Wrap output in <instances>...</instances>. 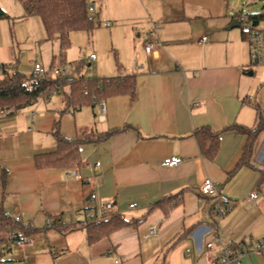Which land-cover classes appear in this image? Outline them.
<instances>
[{
    "label": "crops",
    "instance_id": "1",
    "mask_svg": "<svg viewBox=\"0 0 264 264\" xmlns=\"http://www.w3.org/2000/svg\"><path fill=\"white\" fill-rule=\"evenodd\" d=\"M140 1V16L131 14L135 63L124 66L136 75L133 97L66 109L62 96L50 93L0 117V209L32 224L24 235L32 244L6 245L12 264H209L222 253L221 240L264 236V131L253 141L250 164L236 168L248 136L224 130L233 123L256 126L257 105L264 115L257 65H249L241 30L230 27L236 13L227 0ZM150 31L160 43L148 53ZM205 125L223 129L212 159L193 135ZM113 128L123 129L81 145L76 166L36 164L37 154L57 148V129L76 138ZM168 156L183 160L166 166ZM207 177L230 199L222 215L215 212L218 199L200 191ZM108 201L129 224L90 243L85 213ZM150 228L156 234L146 237ZM258 258L246 254L241 264H260Z\"/></svg>",
    "mask_w": 264,
    "mask_h": 264
},
{
    "label": "trees",
    "instance_id": "2",
    "mask_svg": "<svg viewBox=\"0 0 264 264\" xmlns=\"http://www.w3.org/2000/svg\"><path fill=\"white\" fill-rule=\"evenodd\" d=\"M24 7L26 16L38 15L44 25L47 38L58 37L61 41L60 57L65 56V50L69 46L70 33L75 30H86L92 32L95 28V16L92 15L89 0H19ZM254 25H260L264 20V11L247 12ZM0 16H9L0 7ZM234 16L239 17L240 12ZM243 37L245 36L241 29ZM56 57V56H54ZM84 62L75 64L76 75L65 77L53 75V71L45 70L41 74H32L30 77L23 75L18 70H10L6 63L3 76L0 77V111L5 110L7 114H13L18 109L30 105L36 99L46 96L51 92H62L65 108L79 109L84 105L100 102L108 97L118 94H129L134 96L136 92V75L128 73L124 76L112 77H86L81 73ZM53 67V65H52ZM56 68V67H54ZM54 70V69H53ZM69 90L65 91L64 86ZM259 122L256 126H245L233 123L224 128L233 129L236 132L248 136V142L243 155L237 164H250L254 154V139L264 131V115L259 105L256 106ZM3 114L0 112V117ZM123 128H113L104 131L84 130L76 138H68L59 130L55 131L57 148L55 150L39 153L35 156L37 166L48 167H73L81 163L80 147L84 143H98L109 139L114 133ZM223 130V129H222ZM222 130H214L205 125L196 128L193 135L200 147L204 157L212 159L218 152L221 143ZM5 182V179H3ZM177 194L167 196L168 200ZM177 203V202H176ZM129 222L119 213H111L100 220H89L87 228L88 241L90 243L107 236L112 231L128 225ZM31 227H26L21 221L11 219L6 211L0 209V264L7 259L3 258L7 244L18 237L30 234Z\"/></svg>",
    "mask_w": 264,
    "mask_h": 264
},
{
    "label": "rangeland",
    "instance_id": "3",
    "mask_svg": "<svg viewBox=\"0 0 264 264\" xmlns=\"http://www.w3.org/2000/svg\"><path fill=\"white\" fill-rule=\"evenodd\" d=\"M227 1L232 13L264 11V0ZM89 2L95 7V10L91 11L95 16V28L92 32L72 31L65 56L60 57V39L47 38L43 22L38 15H24V7L19 0H0V7L9 15L0 16V64L6 63L8 69L18 70L27 77L34 73L35 63H40L47 71H53L54 67L66 68L68 72L61 75L72 77L77 74L75 64L81 61L84 62L81 73L86 77H115L129 73L124 66L129 67L135 63L132 56L134 46L131 30L136 26V18H131V14L134 17L140 16L143 3L140 0ZM105 21H110L111 25L106 26ZM260 28L264 29V20L260 23ZM232 30L240 31L241 27L236 26ZM91 53L96 55V60H88ZM3 74V71H0V77ZM253 77L256 85L261 88L259 101L264 110V64L256 66ZM64 90L68 91L69 86L65 85ZM51 94L62 96V92L54 91ZM257 254L260 264H264V255L258 252ZM3 258H11L7 249ZM2 264H12V261L5 260Z\"/></svg>",
    "mask_w": 264,
    "mask_h": 264
},
{
    "label": "built area",
    "instance_id": "4",
    "mask_svg": "<svg viewBox=\"0 0 264 264\" xmlns=\"http://www.w3.org/2000/svg\"><path fill=\"white\" fill-rule=\"evenodd\" d=\"M89 9L92 11L94 9L93 5L89 6ZM240 21L241 29L244 33L245 40L248 45L249 57H250V66H256L259 64H264V29L260 28V25H254L253 21L249 18L247 13L240 12V16L238 17ZM105 25H110V22H105ZM157 27V25H155ZM156 29V28H155ZM154 32L150 31L147 33L146 40V51L151 53L154 48L160 43L158 39L153 36ZM207 36H203L201 40H206ZM96 55L91 54L90 59H95ZM4 66L0 64V71H3ZM45 69L40 63H35L34 66V74H41ZM54 74H65L68 72V69L56 67L54 69ZM1 114H5V110L0 111ZM183 160L180 156H168L163 160V164L166 166H176ZM100 164V162H97ZM74 173L78 176V172L74 171ZM200 191L202 194L206 196H214L220 202V205L215 210L218 215H222L225 213L230 206L228 205V201L230 200L226 195H224L218 188V184L211 178H205L200 184ZM92 198L96 197L95 193L91 194ZM258 197V192L253 191L250 193L251 199H256ZM136 206V203H131L130 207ZM113 203L111 201L103 203L100 210H88L86 211L85 218L86 220H100L106 218L112 213ZM6 215L11 219L22 221V217L19 213L6 211ZM26 227H32V224L27 222L24 223ZM48 224H51L48 222ZM150 234H156L154 228H150L145 236L147 237ZM220 239V236L218 237ZM14 242L18 245L32 244L33 239L30 237H18L14 240ZM213 241L207 243L208 247L213 246ZM222 245V253L212 259L209 264H241L242 258L246 254L250 253H261L264 255V236L257 240H244V241H234L231 240L229 242H224L221 240Z\"/></svg>",
    "mask_w": 264,
    "mask_h": 264
},
{
    "label": "water",
    "instance_id": "5",
    "mask_svg": "<svg viewBox=\"0 0 264 264\" xmlns=\"http://www.w3.org/2000/svg\"><path fill=\"white\" fill-rule=\"evenodd\" d=\"M234 26H240V21L238 18H235L233 22L230 24V27H234Z\"/></svg>",
    "mask_w": 264,
    "mask_h": 264
}]
</instances>
